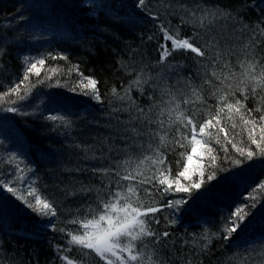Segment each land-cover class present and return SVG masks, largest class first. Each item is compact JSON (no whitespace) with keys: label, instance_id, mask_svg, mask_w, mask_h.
Returning <instances> with one entry per match:
<instances>
[{"label":"trees","instance_id":"trees-1","mask_svg":"<svg viewBox=\"0 0 264 264\" xmlns=\"http://www.w3.org/2000/svg\"><path fill=\"white\" fill-rule=\"evenodd\" d=\"M136 3L137 0H91L87 4L85 0H0V106H12L10 102L16 100L18 94L31 96L30 100L15 105L27 115L12 112L13 123L3 125L7 133L0 141L4 146L12 141L16 148L4 151L0 144V178L8 179L12 175L15 166L9 162V155L15 154L17 161H22L21 169L27 164L33 170L21 175L34 181L42 198L47 197L57 211L55 218L41 216L0 186L2 264H65L59 259L56 247L75 249L76 246L70 244V238L59 229L78 234L80 225L68 221L77 216V210L83 219L89 203L98 207L94 193L84 195L82 189H102L108 184V176L93 169L113 167L114 162L126 160L129 155L138 164L150 153L147 146L151 143L154 148L159 146L166 156L165 163L159 167L170 180H175L177 172L188 163L192 143L190 132L189 139L182 141L184 147L176 143V129H184L178 122L170 121L168 109L179 104L178 110L186 115L195 112L198 131L199 123L215 116L225 103L235 104L237 99L244 105L241 113L234 110L229 113L224 107L220 124L216 125L213 120L216 126L206 129L204 134L205 138L209 131L213 134L215 151L212 155L216 156V167H208L211 156L208 148L200 145L199 167L192 169L189 165L192 172L204 171L205 184L201 189L192 190L190 194L158 193L154 189L153 196L147 197L143 195V188L148 186L136 185L141 199L148 200L151 206L168 200L186 201L177 209L165 208L155 214L160 223L152 224V228L157 233L168 231L171 235L160 236L158 244L152 242L154 237H145L147 247L141 251L146 261L155 257L162 264H264V231L256 237L258 231L264 230V187H261L264 185V156L248 138L246 130L253 127L252 123L245 125L241 119L243 114L245 119L255 120L254 135L260 141L259 129L264 126L259 119L264 115V89L257 88L253 94L254 83L249 74L259 77L264 66V35L261 34L264 0H163V3L147 0L156 18L138 9ZM197 5L209 10H227L232 19L215 22L211 34L194 29L192 24H182L181 16L185 13L179 11L180 6L196 9ZM26 14L34 18L33 22L20 20L19 16ZM199 15L201 12L197 10ZM161 24L170 30L179 28L181 37L199 31L193 42L198 47L208 46L206 57H196L189 52L168 57L164 64L158 63L159 45L165 43ZM149 36L154 38L149 40ZM213 37L215 47L209 45ZM167 43L170 47L171 42ZM24 57H42L45 64L38 65L40 77L29 73L28 80L20 84L26 67ZM169 64L183 67L173 71ZM250 64L255 65L254 72ZM81 73L85 78L98 81L102 102L81 94L87 90V81L81 80ZM137 77L140 85L134 83ZM40 80L44 83L38 84ZM17 84H20L18 93L10 91ZM77 86L79 91L71 90ZM113 88L118 95L112 93ZM221 96L226 100L221 101ZM185 99L191 103L184 104ZM138 108H143L144 114L139 113ZM247 110H251L250 116ZM52 115H63L65 120L71 121L70 126H64L60 120H49ZM137 116L141 117L139 121ZM145 117L163 120L164 126L148 125L153 135L136 136L138 145L129 152L125 148V137L133 133H125V129L135 127L137 131H147ZM233 123L236 128L232 127ZM221 127L223 131L219 130ZM155 133L164 135L165 141L161 143ZM228 139L237 147L250 148L256 155L240 166H233L226 157L244 158ZM203 143L201 140V145ZM225 146L227 153L223 151ZM201 154L203 159L199 160ZM155 167L147 161L140 165V171L149 175L145 168ZM213 171L216 178L207 182V175ZM120 172L126 174L125 168L121 167ZM197 179L198 175H193L192 180ZM191 182L180 177V183L186 186ZM121 183L126 186L136 182ZM227 184L238 188L230 200L224 189ZM109 190L116 189L109 186ZM234 197L240 198L236 204H230ZM253 202L254 207L247 209L249 215L243 227L233 234L231 241L223 240L220 230L227 213ZM50 219L56 231L49 225ZM173 219L176 223H169ZM205 234L211 239L210 245L204 239ZM205 245L206 250H202ZM65 254L71 258L76 253ZM99 264L105 262L99 261Z\"/></svg>","mask_w":264,"mask_h":264},{"label":"snow or ice","instance_id":"snow-or-ice-1","mask_svg":"<svg viewBox=\"0 0 264 264\" xmlns=\"http://www.w3.org/2000/svg\"><path fill=\"white\" fill-rule=\"evenodd\" d=\"M89 2H91V0H85L86 4ZM161 3H163V0H161ZM169 6L175 7L173 5ZM136 7L148 15H152L156 18L155 14L149 7L147 0H137ZM197 10L201 12V15L197 16ZM179 11H183L185 13V15L181 16L182 24H192L194 29L204 30L209 34H211L212 27L218 20L227 21L232 19L231 13L227 10H209L202 8L200 5H197L196 9H188L187 6H180ZM176 14H179V12ZM160 31L163 33L165 43L159 45L160 60L158 63L164 64L168 57H174L176 54L186 55L189 52L195 53L196 57H206L208 46L201 45L198 47L196 43L193 42L194 39L199 36V31H194L192 36L181 37L179 28L170 30V27L166 28L163 24L160 25ZM261 34L264 35V29L261 30ZM153 38V36L148 37L149 40H152ZM214 40L215 38L213 37L209 41L210 46L215 47ZM168 41L171 42L170 47L167 43ZM217 56H219V52H217ZM51 58L55 59L56 57L52 56ZM61 58L66 59V57ZM23 63L26 67L23 80L20 84H22L23 81L28 80L29 73L34 72L37 77H40L38 65L43 66L45 64V58L24 57ZM168 67L173 68V71H175L176 68H182L183 65L169 64ZM250 68L252 69V72H254L255 65L250 64ZM76 71L79 73L78 66L76 67ZM212 75L216 76V73L213 72ZM249 75L251 82L254 83V86L251 88V92L253 94H256L257 88L264 89V66H262L259 77L251 73ZM80 76L82 81H87V85L85 86L87 90L82 91L81 94L89 96L98 103L102 102V98L97 87L98 81L91 77L85 78L82 73ZM216 79L219 80L220 77L216 76ZM43 83L44 80L38 81V84ZM134 83L140 85L141 81L139 77H137ZM144 83H147V81H144ZM205 83H208V81H205ZM20 84H17L16 87L12 88L10 91L18 93ZM245 87H247V85H245ZM34 89L35 85L33 86V90ZM71 90L74 92L79 91V86L73 87ZM112 93L118 95L115 88L112 89ZM232 95H235V93L233 92ZM30 99L31 96L27 93L18 94L16 100L10 102V105L12 106H0V111L27 115L26 112H23L20 107L15 105H19L21 102H26ZM119 99L123 100L125 99V96H119ZM245 99H247L246 96ZM220 100L225 101L226 97L221 96ZM44 102L47 103L48 101L45 100ZM183 102L184 104H189L191 103V100L185 99ZM224 107L228 109L229 113H232L234 110L239 114L241 113V108H243L244 105L239 99H237L235 104L225 103ZM224 107H220L215 116L205 119L202 123H199L198 131L195 112L186 115L184 111L178 110L179 104H177L175 108L168 109L170 121L172 123L178 122L184 129V131H181L180 128L176 129V143L180 147H184L182 141L189 139V132L190 142L192 143L191 154L187 156L188 163L183 165L182 171L177 172L175 180H170L165 174V171L159 167L165 163L166 156L161 153L159 146L154 148L151 143H148L147 146L150 153L144 155L143 158L139 160L138 164H136L133 157L129 155V158L126 160L114 162L113 167L93 169L96 173L108 176V184L102 189H82V193L84 195L94 193V199L97 202L98 207H93L92 204L89 203L83 219L79 217V210H77V216L68 221V223L80 225L78 234H73L71 230H66L65 228L59 229L61 233H65L70 238L69 243L76 246L75 249H66L63 246L58 245L56 247V252L59 259L64 261L65 264H74V260L76 261V264H92V262L99 264V261H104L105 264H162V262L156 260L155 257H150L148 261L145 260L141 251L143 247H147L144 243V238L154 237L155 239L152 242L158 244L160 243V236L165 238L169 237L171 234L168 231L157 233L155 229L152 228V224L160 223V219L155 214L162 212L165 208L177 209L182 204H185L186 201L183 199L168 200L167 203H160L157 206H151L148 200L141 199V191L138 190L136 185L148 186L143 188V195L147 197L153 196L154 189L158 193H169L175 191L177 193L184 192L189 194L192 190L201 189L205 184L204 171L201 170L198 173L192 172L190 171L189 165L193 161V154L197 153V145H200L201 147H207L209 155L211 156V162L208 167H216V156L212 155L215 151L212 147L213 134L209 131L207 133V138H205L204 134L206 129L220 124L219 117L220 114L224 112ZM138 111L139 113L144 114L143 108H138ZM247 111L250 116L251 110ZM161 114H163V110H161ZM173 114L174 120H172ZM48 119L51 121L60 120L64 126H70L71 124V121L65 120L63 115H52L49 116ZM136 119L139 121L141 117L137 116ZM241 119L245 125L252 123L253 127L246 130L248 138L251 141V144H255L257 146L259 154L264 156V147H261V142H264V126H261L259 129L261 136L260 141H258L254 135L256 129L255 120L253 119L250 121L245 119L243 114H241ZM259 119L264 122V115H261ZM213 120H215L216 125L213 124ZM152 124H159L160 127H163L164 121L159 119H148L145 117V126L147 127V131H137L135 127L125 129V133H128L129 131L133 133V135H126L125 137V148L128 149L129 152L138 145L136 136L153 135L152 128L148 127V125ZM232 127L236 128V124L233 123ZM219 130L223 131L224 129L221 127ZM155 134L159 135V133ZM198 135L200 136V139H197ZM159 139L161 143H163L165 141V136L159 135ZM201 140L204 141L203 145H201ZM2 143L3 141H0V144ZM216 143H220L219 139H216ZM228 143H232V140L228 139ZM232 147L239 153L240 157L244 158L241 160L226 157L232 161L233 166H240L242 163L252 160L256 155V153H254L250 148L246 149L245 147H237L235 143H232ZM113 150L114 149H109V151ZM223 151L227 153L226 146L223 148ZM200 158L201 160L203 159L202 154ZM147 161H151L152 165H155L156 167L155 169L145 168V171L150 172V174L144 175V172L140 171V165H144ZM9 162L15 166L14 170L8 179L0 178V186L23 202L33 212L44 217H57V211L54 204L50 202L47 197L42 198L34 181L30 178L26 179L23 175H21V173L32 172L33 170L27 164H25L24 168L21 169L20 163H22V161H17L15 154L9 155ZM177 163L179 164L180 161H177ZM133 164H135V168H132ZM121 167L125 168L126 174H121ZM221 171H227V169H221ZM193 175H198L199 179L193 181ZM180 177H183L184 180L192 182L186 186L180 183ZM215 178L216 173L214 171L210 172L207 175V182H211ZM121 181H135L136 183H129L125 186L121 183ZM157 185L159 187H157ZM109 186H114L116 190L110 191ZM261 187H264V185ZM121 188H123L124 191H121ZM29 197H31V199H29ZM251 207H254V202L253 204L246 205L244 207L237 206L233 211H229L227 213V220L224 222V226L220 230L222 233L221 238L223 240L231 241L233 234L238 233V231L243 227L246 217L249 215L247 209ZM169 223L174 224L176 223V220H170ZM49 225H51L53 231L57 230L52 219L49 220ZM213 235H216V233H213ZM204 239L207 240L208 245L211 244V239L207 236V234H205ZM206 248L207 245H205V249L202 250H206ZM73 252L76 254L72 255L71 258L68 254H65ZM96 258L99 259L97 260ZM0 264H2V261H0ZM189 264H191V262H189Z\"/></svg>","mask_w":264,"mask_h":264},{"label":"rangeland","instance_id":"rangeland-1","mask_svg":"<svg viewBox=\"0 0 264 264\" xmlns=\"http://www.w3.org/2000/svg\"><path fill=\"white\" fill-rule=\"evenodd\" d=\"M19 18H20V20H22V21H25V20H27V21H30V22H33V17H30V16H28V14H26V15H21V16H19ZM25 19V20H24ZM169 45V44H168ZM11 114H12V112H7V111H0V138H2V137H4L5 135H6V133H7V128H5L3 125L5 124V123H9V122H11V123H13L12 122V120H10V116H11ZM199 136V135H198ZM197 139H200V138H198L197 137ZM2 145L3 144H1V147H2ZM16 148V144L14 143V142H12V141H7V144L4 146L3 145V148H4V151L6 150V151H9V150H11V148ZM200 152V147H199V145H197V153L196 154H193V161H192V163L190 164L191 166H192V169H194V168H198L199 167V165H200V161H198V157H197V155H198V153ZM191 154V153H190ZM17 159V158H16ZM199 160H201V159H199ZM242 180L240 179L239 180V182H241ZM238 188H237V186H231L228 190H227V192L229 193V194H233L236 190H237ZM144 243L145 244H147L148 243V241L146 240V241H144ZM147 251H148V249H147ZM74 264H76V262H74Z\"/></svg>","mask_w":264,"mask_h":264}]
</instances>
